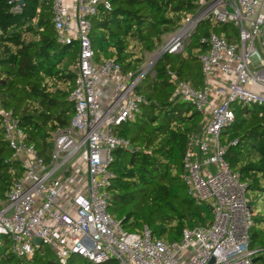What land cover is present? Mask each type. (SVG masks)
<instances>
[{
    "label": "built area",
    "instance_id": "2783aa9c",
    "mask_svg": "<svg viewBox=\"0 0 264 264\" xmlns=\"http://www.w3.org/2000/svg\"><path fill=\"white\" fill-rule=\"evenodd\" d=\"M8 3L17 7L20 0ZM195 4V11L160 50H181L183 40L209 18L235 31L229 39L213 32L202 38L208 45L199 56L202 88L171 74L174 95L203 115V132L190 138L183 156L181 180L189 197L211 207V222L184 228L179 241L166 243L153 239L146 227L140 233L127 232L111 217L107 188L113 177V151L129 146L115 130L140 112L143 98L135 89L147 69L141 67L132 77L111 59L94 61L90 18L100 5L109 7L108 0H51L57 40L76 45L69 94L74 113L69 126L54 134L44 159L11 112L0 110L4 139L22 168L0 201V235H9L15 254L31 255L37 247L35 237L53 251L55 264H66L71 255L94 263L113 259L117 264H253L256 250L249 246L253 221L246 185L225 161L226 147L219 137L234 120L232 104L264 105V0ZM72 183L79 189L68 194L66 187Z\"/></svg>",
    "mask_w": 264,
    "mask_h": 264
},
{
    "label": "trees",
    "instance_id": "16d2710c",
    "mask_svg": "<svg viewBox=\"0 0 264 264\" xmlns=\"http://www.w3.org/2000/svg\"><path fill=\"white\" fill-rule=\"evenodd\" d=\"M196 0H108L90 18L94 61L111 59L121 72L135 77L145 53L157 50L163 35L175 32L196 9ZM0 0V110L10 111L37 154L47 159L54 134L69 126L74 105L69 99L74 74V45L57 40L51 0H23L17 7ZM210 30L181 50L164 52L154 63L152 78L144 75L136 86L143 98L135 119L117 126L115 133L132 150L116 148L107 210L127 232L147 228L153 239L179 241L184 228L207 225L212 209L187 195L181 180L183 156L191 137L201 136L203 115L174 95L171 74L200 89L204 83L199 56L210 32L235 36L230 24L209 18ZM198 29V27H197ZM234 120L220 131L219 140L233 172L246 185L253 225L249 246L256 250L253 264H264V105H231ZM0 125V201L20 177ZM0 264H55L53 251L40 245L31 255H17L9 236L0 235ZM71 255L66 264H76ZM117 264L113 259L100 263Z\"/></svg>",
    "mask_w": 264,
    "mask_h": 264
},
{
    "label": "rangeland",
    "instance_id": "374dc122",
    "mask_svg": "<svg viewBox=\"0 0 264 264\" xmlns=\"http://www.w3.org/2000/svg\"><path fill=\"white\" fill-rule=\"evenodd\" d=\"M205 21L206 20L202 21L199 24L198 29H197V32L193 35L194 36V39L199 38L201 36L202 32L207 31V30L209 31L211 29L210 26L205 23ZM175 32H172V33L168 34L167 36L164 37V39L168 38V36L174 34ZM187 40H188V38L187 39H184L182 44L183 45L186 44ZM73 49L75 50L74 53H73V55H75V58H74V60H75L76 59V56H77L76 45H74V48ZM159 51H160V47L157 50L151 52L150 54H147L146 59H145V62L142 65V68H145L146 67V69H147L146 72H145V75L148 74L150 78H152V76H153L152 68H153L154 63L151 66H150V64H151V61L156 56V53H158ZM72 65L70 67H72ZM193 109L195 110V107H193ZM82 168H83V166L81 167V169ZM0 240L2 242V241H4V238H0ZM9 240H10V237H9ZM84 261H85V259L83 257L78 256V255H75L74 256V262L76 264L83 263Z\"/></svg>",
    "mask_w": 264,
    "mask_h": 264
},
{
    "label": "water",
    "instance_id": "95a60500",
    "mask_svg": "<svg viewBox=\"0 0 264 264\" xmlns=\"http://www.w3.org/2000/svg\"><path fill=\"white\" fill-rule=\"evenodd\" d=\"M22 2H23V0H20V3H22ZM165 51H166V47L161 48V50H160V51L158 52V54L156 55V57H155L153 63L157 62L158 59L160 58V56H161ZM185 103H186V102H185ZM187 104H188V103H187ZM127 149H128V150H132V148H131L130 146H128ZM5 236H9V235L7 234V235H5ZM33 243H34L37 247L40 246V245H42L41 240H40L39 238H35V237L33 238ZM255 260H256V258H253V259H252V262L254 263Z\"/></svg>",
    "mask_w": 264,
    "mask_h": 264
},
{
    "label": "crops",
    "instance_id": "0c3cea01",
    "mask_svg": "<svg viewBox=\"0 0 264 264\" xmlns=\"http://www.w3.org/2000/svg\"><path fill=\"white\" fill-rule=\"evenodd\" d=\"M168 34H170V33H167V34H165V35H163V42H164V37L165 36H167ZM151 52H146L145 53V59H146V56H147V54H150ZM75 61H76V59H75ZM212 82H214V83H216L217 82V80H216V78H212ZM79 189V187L78 186H76V184H69L67 187H66V192L69 194V193H74L75 191H77Z\"/></svg>",
    "mask_w": 264,
    "mask_h": 264
}]
</instances>
